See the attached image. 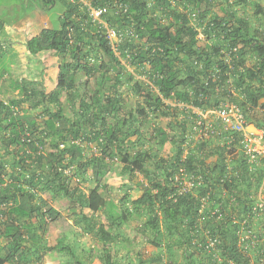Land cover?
<instances>
[{
	"label": "trees",
	"instance_id": "trees-1",
	"mask_svg": "<svg viewBox=\"0 0 264 264\" xmlns=\"http://www.w3.org/2000/svg\"><path fill=\"white\" fill-rule=\"evenodd\" d=\"M58 2V27L26 42L58 56L56 87L21 79L18 96L0 99V264L52 253L70 264H264V156L250 159L240 132L220 118L209 131L195 111L236 105L264 130L263 4L251 1L255 25L237 9L250 0H90L121 33L114 48L81 0H41ZM116 162L130 180L142 175L143 193L132 199L123 183L114 209L106 180ZM56 200L101 247L49 241L63 215ZM134 221L155 250L118 257Z\"/></svg>",
	"mask_w": 264,
	"mask_h": 264
},
{
	"label": "rangeland",
	"instance_id": "rangeland-1",
	"mask_svg": "<svg viewBox=\"0 0 264 264\" xmlns=\"http://www.w3.org/2000/svg\"><path fill=\"white\" fill-rule=\"evenodd\" d=\"M251 1L261 2L264 6V0ZM250 2L238 5L237 9L240 13L247 12L252 16L253 21L256 22L255 25H259L261 21L255 16L256 7ZM216 10L220 14L223 13L220 7H217ZM63 12L64 7L59 2L48 7L46 5L45 9V6L41 4V0H0V19H3L8 25H16V31H18L17 36L13 39L12 35V37H9L5 34V26L0 30V49H2V45L6 44V48L2 49L3 54H1L0 59V73L3 69L5 70L4 76H0L1 97L9 99L18 95L16 93L17 90L13 88V83L21 79L37 80L43 84L47 92L54 90L59 70L58 56L51 50L33 55L29 53L26 41L31 35L40 32L41 29L58 27L59 17ZM28 105L29 103H26L25 107L28 108ZM34 111L39 113L37 110ZM199 113L203 114L201 111ZM202 116L207 123H213L216 118L210 111L204 113ZM170 151L171 144L168 143L164 148L163 154L168 155ZM122 165V163L116 162L106 180L109 185V189L106 191L107 198L115 205L114 209L118 208V201L124 196L123 183L132 185V189L130 190L132 199L140 197L143 193V189L138 186V181H142V175H134L130 180L128 176L121 173ZM44 196L51 199L48 193ZM256 197L258 199L262 197L260 192L257 193ZM54 205L63 212V215L50 225L48 237L51 243L56 242L58 237L66 236L69 243L75 245L76 243H80L86 249L101 247V245L96 243L97 239L95 236L81 233L80 227L75 223V215H72L67 203L56 200L54 201ZM76 210L82 212L80 211V207H77ZM83 211L85 213L89 212L87 208H84ZM97 218L106 223L107 212L104 210L98 212ZM135 223L137 221L126 227L127 236L132 241V243L130 242L131 246L127 247V249H119L118 257L125 254L129 248L133 254L137 251H142L148 255L155 250V247L149 244L142 235L136 233L134 229ZM66 257L58 253H52L46 256L44 262L41 264H70L66 261ZM67 258L70 260L69 257ZM90 264H101V261L95 257ZM120 264H129V261L124 259Z\"/></svg>",
	"mask_w": 264,
	"mask_h": 264
},
{
	"label": "built area",
	"instance_id": "built-area-1",
	"mask_svg": "<svg viewBox=\"0 0 264 264\" xmlns=\"http://www.w3.org/2000/svg\"><path fill=\"white\" fill-rule=\"evenodd\" d=\"M81 1L88 6L93 20L104 25L106 28L105 33L107 38L111 41L113 47L115 48L121 39V33L117 29L109 27L107 23L102 20V16L106 8L103 6H91L90 0ZM120 6L123 7V3H121ZM125 10H127L126 7ZM198 37L200 39L204 38L202 32H200ZM217 115L225 120L229 127L242 134L241 144L244 150L249 154L250 159L253 160L258 155L264 156V130L250 129L244 113L238 106L227 104L224 107V105H222L219 110H217ZM198 123L201 124V121ZM185 183L187 187H191L194 184L193 181H186Z\"/></svg>",
	"mask_w": 264,
	"mask_h": 264
},
{
	"label": "clouds",
	"instance_id": "clouds-1",
	"mask_svg": "<svg viewBox=\"0 0 264 264\" xmlns=\"http://www.w3.org/2000/svg\"><path fill=\"white\" fill-rule=\"evenodd\" d=\"M96 7H98V6H96ZM106 23V22H105ZM108 25V24H107ZM42 30V29H41ZM40 30V31H41ZM200 32H202L201 30H200ZM200 32H199V34H200ZM39 33V32H38ZM37 34V33H36ZM106 34V33H105ZM202 34H203V32H202ZM35 35V34H34ZM33 35V36H34ZM204 35V34H203ZM107 36V35H106ZM199 36V35H198ZM199 38V37H198ZM200 39V38H199ZM27 42V41H26ZM3 48H6V44L5 45H2V49ZM2 49H0L1 51H2ZM30 53V52H29ZM39 54V53H38ZM1 75L0 76H4V74H2V72L0 73ZM14 84V83H13ZM13 88H14V85H13ZM17 91H16V93L19 95V91H18V89H16ZM18 95H16V96H18ZM12 98V97H11ZM0 99H3V100H5V101H8L9 99H4L3 97H1V89H0ZM220 108V107H219ZM219 108L218 109H216V110H214V111H212L211 113L212 114H214L215 115V117L216 118H220L224 123H225V125H226V127H228L229 129H231V130H234V129H232L231 127H229L228 125H227V123L225 122V120H223L220 116H218L217 115V110H219ZM195 111L196 112H198L199 113V110L198 109H195ZM200 114V113H199ZM201 115V114H200ZM203 115V114H202ZM246 118V117H245ZM203 119H205V118H203ZM199 121H201V120H199ZM198 121V122H199ZM247 123H248V121H247ZM199 124V123H198ZM209 124V127H208V130L209 131H211V129H210V125H211V123H208ZM249 124V127H250V125H251V123H248ZM258 129V128H257ZM257 129H255V130H257ZM258 130H262V129H258ZM234 131H236V130H234ZM238 132V131H237ZM200 133H201V131H200Z\"/></svg>",
	"mask_w": 264,
	"mask_h": 264
},
{
	"label": "crops",
	"instance_id": "crops-1",
	"mask_svg": "<svg viewBox=\"0 0 264 264\" xmlns=\"http://www.w3.org/2000/svg\"><path fill=\"white\" fill-rule=\"evenodd\" d=\"M20 28H24V27H20ZM16 30H17L16 25H8L5 23V34L8 35L9 37L13 36V39H14L18 34V31H16ZM32 36L33 35H31L29 38H31ZM0 54H3V52H0ZM6 55H8V54L6 53ZM11 55H13V54H11ZM249 128L252 130L257 129L254 124H251Z\"/></svg>",
	"mask_w": 264,
	"mask_h": 264
}]
</instances>
